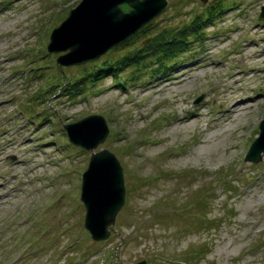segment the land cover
Returning <instances> with one entry per match:
<instances>
[{"label":"rangeland","instance_id":"rangeland-1","mask_svg":"<svg viewBox=\"0 0 264 264\" xmlns=\"http://www.w3.org/2000/svg\"><path fill=\"white\" fill-rule=\"evenodd\" d=\"M218 1L224 9L204 20ZM79 2L0 0V264H264V200L255 202L264 155L244 160L264 118V83L258 75L225 85L231 72L250 69L240 53L228 57L246 28L263 31L257 55L264 56V0H167L95 61L58 65L65 51H47L49 34ZM195 15L201 29L185 34L182 53L162 64L142 56L164 44V29L179 33ZM207 63L220 70L203 73ZM109 64V75L91 80ZM161 77L183 86L140 95ZM235 103L252 107L219 133ZM196 111L195 122L170 132L176 117ZM90 114L102 115L109 131L87 151L68 141L63 126ZM161 136L164 143H152ZM101 149L117 157L126 190L109 238L96 242L83 227L80 185ZM206 219L212 227L200 224Z\"/></svg>","mask_w":264,"mask_h":264},{"label":"water","instance_id":"water-1","mask_svg":"<svg viewBox=\"0 0 264 264\" xmlns=\"http://www.w3.org/2000/svg\"><path fill=\"white\" fill-rule=\"evenodd\" d=\"M122 4L129 9L124 11ZM166 5L167 0H80L50 32L47 51H65L56 59L62 66L95 61L151 21ZM259 19L264 20L263 5ZM63 128L70 143L87 151L102 143L109 131L100 114L87 115ZM263 155L264 118L244 160L258 163ZM125 190L123 170L114 153L107 149L92 152L81 175L80 201L85 209L83 227L93 241L109 238L110 226L124 204Z\"/></svg>","mask_w":264,"mask_h":264},{"label":"bare ground","instance_id":"bare-ground-1","mask_svg":"<svg viewBox=\"0 0 264 264\" xmlns=\"http://www.w3.org/2000/svg\"><path fill=\"white\" fill-rule=\"evenodd\" d=\"M7 24V23H6ZM247 33L245 34L246 40H244V43H240L239 44V50L237 52H232L229 53L230 56L229 59H234V54H239V58L237 59L239 61L240 64H248L250 65V69L242 71L241 74H237L236 72H231L227 79H225V85H227V87L229 88L231 84L233 83H238L240 82L242 79L245 80H254L256 79V77H259L258 75L261 76V79L264 83V70H261L259 68L254 69V66L258 63H264V56L263 55H257V48H258V42L261 41L262 39V34L263 31H260L256 28H246L244 30V32ZM260 34V35H259ZM224 41V38H223ZM213 47V46H212ZM7 59H10L11 61H13V57H9ZM202 67L201 65L199 67H194L191 68L190 70H196L198 68ZM203 70H201L203 73H208V74H213V73H217L220 69L218 67V65H214V64H203V67L201 68ZM159 80H156L154 83H151L143 88H141L142 93H140L141 96H147V95H156L157 93H159L160 91H163V93H166L168 91H170L171 89L175 88L178 89L180 88V86H176L177 83L180 82H171L169 79H163L158 78ZM218 85V84H217ZM234 93V92H233ZM108 96L110 97V93H107ZM121 95V94H119ZM252 107V104L249 103H245V104H240V103H235L231 105V109L228 110V113L230 114V116H227L224 119V123L223 125H220V131L219 133H221L223 130H227V128H232V127H237L238 121H240V118L242 115L245 114V112ZM202 115V112L200 111H196V112H192L191 114L185 115V116H178L175 118V120L173 121V123L170 124V132L173 131V127L176 124V126H188L190 124H192L193 122L196 121V119ZM228 126V127H227ZM179 129L176 128L174 129V131H178ZM166 137L161 136L159 137L157 140H154L152 143L153 144H162L165 142ZM203 141V139L201 138L199 140V142ZM149 142V143H151ZM151 144V145H153ZM145 156H147V154H145ZM262 171V175L264 176V168L261 170ZM247 191V190H246ZM264 200V187L261 190V193L258 195V197L256 198L255 202H260Z\"/></svg>","mask_w":264,"mask_h":264},{"label":"trees","instance_id":"trees-1","mask_svg":"<svg viewBox=\"0 0 264 264\" xmlns=\"http://www.w3.org/2000/svg\"><path fill=\"white\" fill-rule=\"evenodd\" d=\"M223 9H224L223 6H221L220 2L218 1L216 4H214V6H210L207 8L206 12L203 15L204 20H210L212 17L218 16L219 12H221ZM192 18L193 19L189 23L182 25V27L180 28L181 31L179 33L177 32L173 34L172 31L164 29L161 33L162 40H164L163 41L164 44L163 45L161 44L158 48L153 49L152 51H147L142 56L150 57L149 58L150 62L162 64L163 61L173 59L179 53H182L185 49V44L187 42V40L184 37L185 34L195 37L198 33V30L201 29L200 26L201 20H199L200 15H195ZM123 59L124 60L121 61V64L119 62L118 64L115 65L116 66L115 69H118L123 65L131 66L135 60L141 59V56L137 55L134 58H130V59L123 58ZM111 68L113 67L110 64H109V68L108 67L99 68V70H97V72L92 76L93 78H91V80L95 81L99 79V77L102 74L109 75L110 74L109 72L112 70ZM73 83H75L74 85H77L78 81L72 82V84ZM74 90L75 91L72 94L79 93V90L81 89L75 88ZM211 223L213 224V220L206 219L205 223H200V224H207V227L210 228L212 227L210 225Z\"/></svg>","mask_w":264,"mask_h":264}]
</instances>
